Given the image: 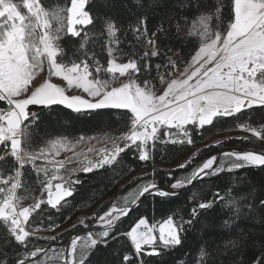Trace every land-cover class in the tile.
<instances>
[{"label":"snow or ice","instance_id":"6c2138e0","mask_svg":"<svg viewBox=\"0 0 264 264\" xmlns=\"http://www.w3.org/2000/svg\"><path fill=\"white\" fill-rule=\"evenodd\" d=\"M132 3L136 11L125 21L108 10L114 4L97 8L95 0H67L62 7L0 0V264H153V257L155 264H264V236L254 239L241 227L247 219L264 221V147L222 150L226 141L205 145L221 150L187 173L168 172L169 190L153 164L150 178H136L122 203L71 224L84 235L64 229L67 246H54L62 233L38 235L61 227L68 198L84 183L80 175L114 172L126 156L154 162L158 146L192 147L228 121L250 134L237 139L264 142V0ZM72 89L80 94H69ZM61 111L73 120L118 116L122 128L102 138H52L44 117ZM253 111L261 113L259 121ZM205 179L221 184L206 198L192 193L187 218L169 216L157 229L141 216L127 231L117 227L141 198L174 197ZM198 225L195 246L184 253L190 258L168 259L187 247V234ZM254 248L258 254L248 259Z\"/></svg>","mask_w":264,"mask_h":264},{"label":"trees","instance_id":"16d2710c","mask_svg":"<svg viewBox=\"0 0 264 264\" xmlns=\"http://www.w3.org/2000/svg\"><path fill=\"white\" fill-rule=\"evenodd\" d=\"M19 2V0H17ZM43 2L51 7H62L67 2V0H43ZM97 8H101L104 4L115 5L114 8H110L113 15L120 17L122 20H128L130 14L136 11L135 5L132 3V0H95ZM127 5L125 7L124 5ZM96 9H93L95 11ZM132 40V36H129L125 39V43L121 45L125 51H129L128 41ZM177 41L172 40L168 41L167 44L169 47H174ZM98 53L99 58L103 62L106 57L100 51L99 45L95 49ZM137 48V52H139ZM169 55H173V52H169ZM157 59L153 58L151 63L154 65L157 63ZM261 119V113L258 111H253L252 120L259 121ZM42 128L52 133V138H55L57 134L68 135L71 139L72 137L84 134L88 136H99L103 137L105 134L115 135L121 128L122 123L118 116L110 117L107 114L103 117L97 118L95 120L89 117H82L79 120H73L71 117H68L63 111L59 112L54 116L44 117V124ZM219 130H214L209 133H205L201 137L196 138V144L192 147H183L181 149L178 146L167 145L164 146L161 150L160 146L157 148L156 158L154 162H140L132 158V156H126L124 164L116 168L113 171L99 170L87 175H80V179L84 181L82 185L77 186V192L74 198H69L71 200V205L65 208L63 222L61 227H66L65 229L71 230V224L77 222L78 218H83L85 216H92L93 214H102L111 203H122V198L128 194L129 191L134 190V187L139 180L136 178H141L144 180L149 179L147 175L152 172L153 164L157 169L156 178L162 184L167 182V173L172 172L173 178L176 176L182 175L190 171L191 167L201 161V158H206L209 154H217L221 149L216 148H205V145L214 144L217 141H226L223 145L222 150H240V149H254L259 150L264 147L260 141L253 139L252 143L243 142L238 137H228L224 139H219L213 141L216 138L223 136L226 133L237 131L231 121L224 123L218 126ZM44 132H41L43 137ZM103 140V139H102ZM213 141V142H212ZM197 149H201V157H197L193 161L192 165H189L188 168L177 171L175 164L186 158L188 155L193 154ZM26 172L30 174V170L26 169ZM76 177H73L75 179ZM115 181V182H113ZM221 181L219 180H208L194 183L192 186L181 191L177 196L169 198H147L142 199L143 203H140L138 207L133 209L128 217H125L122 220V223H118L117 227L121 231H127L133 223L140 218L141 216H146L149 219L150 224L158 225L159 223L165 221L169 216L173 218L174 221H178L180 217L187 218L188 212L192 207V202L189 200V196L192 193H196L200 198H206L209 196L212 187L219 186ZM55 219L59 222L61 217L57 215ZM47 223V221H45ZM94 224V223H93ZM241 227L246 231H249L252 234L254 239L259 240L261 236H264V221H258L253 219H247L242 221ZM198 225L196 229H193L188 232L187 237V247L177 248L173 251L172 256L168 259L180 258L189 259L190 257L184 256L185 252L191 253L192 248L195 246L194 237L197 236ZM78 230H71V233ZM50 232V231H49ZM48 233V232H40ZM62 239L60 243L68 237V232L62 231ZM40 236H46L41 235ZM49 237V236H47ZM120 241L123 242V237H120ZM39 243H44L40 241ZM119 247L116 241L112 242ZM258 248L252 249L248 253V259H251L256 254H258ZM106 258V253L97 257L98 260H104ZM153 261V264L156 262V258H148Z\"/></svg>","mask_w":264,"mask_h":264},{"label":"rangeland","instance_id":"374dc122","mask_svg":"<svg viewBox=\"0 0 264 264\" xmlns=\"http://www.w3.org/2000/svg\"><path fill=\"white\" fill-rule=\"evenodd\" d=\"M53 82H54V83H61V81H59L57 78H53ZM62 86H63V85H62ZM69 94H80V90L72 89V90L69 91ZM32 107L35 109L36 106H32ZM245 135H249V136H250V134H248V133H244V132H242V131H240V130L238 129L237 131H233V132L226 133V134H224L223 136H220V137L216 138V139L213 140V141H217V140H219V139H224V138H228V137H229V138H230V137H243V136H245ZM213 141H212V142H213ZM92 143H93V144H96L95 141H93ZM103 144H104V141L101 139V143H100V144H96V147L103 146ZM261 144L264 146V142H262ZM81 147H83V146H81ZM85 150H86V149H85ZM64 155H66V153H63V152H62V153H61V156L58 157V159H62V158L64 157ZM190 156H192V154H190V155H188L186 158H184V159L178 161V162L175 164V166H178L180 163L184 162V161H185L186 159H188ZM163 223H164V221L161 222V223H159L158 225H156L157 229H158L159 226H160L161 224H163ZM93 225H96V226H98L99 228L101 227V225H99V224H95V223H94ZM65 228H66V227L63 226V227H60V228L56 229L55 232L50 231V232H48V233H38V234L46 235V236L51 237V236H53V235H56V233H61ZM79 231H81V230H78V231H76V232H79ZM76 232H73V233H71V234L73 235V234L76 233ZM73 236H74V235H73ZM68 240H70V236H69V235H68V237H67L65 240H63L61 243L56 244V245H54V246H55V247H63V246H65L66 241H68Z\"/></svg>","mask_w":264,"mask_h":264},{"label":"water","instance_id":"95a60500","mask_svg":"<svg viewBox=\"0 0 264 264\" xmlns=\"http://www.w3.org/2000/svg\"><path fill=\"white\" fill-rule=\"evenodd\" d=\"M186 189V188H185ZM185 189H181V190H179V193L181 192V191H183V190H185ZM165 190H169L167 187H165ZM69 199V198H68ZM141 199H143V198H141ZM137 206H133V209H135ZM124 218H122V220H123ZM92 227H93V230L94 231H96V230H99L100 228L98 227V226H96V225H92ZM86 231L87 230H81V231H79V232H76V233H74L73 235H76L77 233H79V234H81V235H84L85 233H86Z\"/></svg>","mask_w":264,"mask_h":264},{"label":"bare ground","instance_id":"6f19581e","mask_svg":"<svg viewBox=\"0 0 264 264\" xmlns=\"http://www.w3.org/2000/svg\"><path fill=\"white\" fill-rule=\"evenodd\" d=\"M69 241H70V240L66 241V244H65V246H67V244L69 243Z\"/></svg>","mask_w":264,"mask_h":264}]
</instances>
